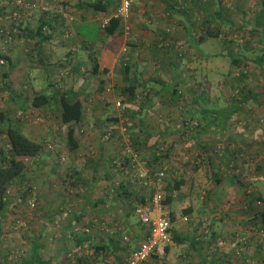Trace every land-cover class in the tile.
Segmentation results:
<instances>
[{"label":"crops","instance_id":"1","mask_svg":"<svg viewBox=\"0 0 264 264\" xmlns=\"http://www.w3.org/2000/svg\"><path fill=\"white\" fill-rule=\"evenodd\" d=\"M89 1L93 0H64L72 16L70 22L60 19L53 9L48 14L35 10L37 24L33 27L27 25L33 20L26 22L19 37L20 42L26 38L32 41L35 50L23 54L15 40L6 45L3 55L8 61L0 79L4 108L10 111L18 105L25 110L26 119L19 121L23 131L53 144L51 148L43 146L39 155L29 159L24 172L36 168L40 197L39 222L29 237V246L36 239L39 257L47 264H123L128 252L145 237L147 227L134 206L147 198L146 186L131 181L115 163L121 150L120 136L115 134L119 118L107 111L108 101L119 94L126 97L124 87L133 83L134 94L126 97L124 107L131 114L128 128L133 147L140 157L150 160L151 169H156L153 165L163 166L166 176L162 183L157 180L164 174L155 183L164 193L173 179H181L165 203L171 220L164 253L152 254L144 264H264V233L260 232L264 224L259 213V219H253L254 199L244 191L252 182L253 194L264 199L261 162L255 178L248 179L253 152L260 158L264 152V127L257 122L264 115V93L238 102L240 87L228 97L222 80L218 83L213 77L208 79L204 70L200 72V66H207V61L222 54L220 34L230 31L235 52L239 50L237 42H245L244 49L251 53L253 48L258 50L244 60L237 58L243 64H233L232 77L258 76L260 84L247 89L260 91L264 73L256 60L264 56V27L245 22L244 14L263 11L264 2L132 0L124 32L127 50L115 53L109 65L99 52L111 35L103 32L100 21L118 0H96L107 5L105 10L93 9ZM10 6L7 0H0V21L7 20ZM224 7H228L231 20L222 28ZM41 21L42 32L36 34ZM122 24L124 27L125 22ZM71 25L73 35L61 38L62 29ZM99 56L109 69L92 74L89 71ZM29 58L35 69L44 71L46 85L55 88L52 93L65 92L81 99L83 116L79 120H60L57 95L39 106L31 99L27 101L26 96L14 105L8 75L17 61L29 63ZM66 66L70 69L67 75H59ZM23 76L36 78L37 73L30 70ZM62 82L61 90L56 89ZM104 85L108 87L104 89ZM145 87L149 97L135 104L139 90ZM34 89L35 94L38 88ZM10 114L0 111L4 139V123L13 121ZM107 126L113 127V134H104ZM69 128L73 130L72 147L68 144ZM156 156L162 163L157 164ZM11 204L9 199L0 220ZM255 221L259 227L253 231ZM174 234L184 239L178 242Z\"/></svg>","mask_w":264,"mask_h":264},{"label":"rangeland","instance_id":"2","mask_svg":"<svg viewBox=\"0 0 264 264\" xmlns=\"http://www.w3.org/2000/svg\"><path fill=\"white\" fill-rule=\"evenodd\" d=\"M66 5V4H65ZM67 8V6H66ZM36 11H34L33 15H35ZM229 9L228 7H224L221 8V14H220V24L221 27L223 28L225 25L229 24V20H231V18H229ZM129 18V17H128ZM241 20H244L245 22H249L253 25L255 24H259L260 26L264 27V10L257 12L255 15H252L250 10L246 12V14H244V18L240 17ZM36 16H34L33 18V22L28 23L27 25H34L37 24V22L35 21ZM25 23L22 26V30L21 32L26 28ZM71 30H72V25L70 26ZM19 35H17L14 40L11 42L12 44L15 42V40H17L15 46H20V51L21 53H30L31 51H34V46H33V42L32 41H28L27 38L24 41H19V37L23 35V33H21ZM224 33L226 34H220L219 40H220V46H219V51L222 52V54H218L215 55V57L211 58L209 61H207L206 65L207 66H200V72H202V70H204V73H207V77L210 80H213L212 77L214 78V80L216 79V82L218 81V83L220 82V80H222V85H226L227 87H225V89L228 90V93L225 94L228 97L231 96L232 92H235V87H251L252 84L253 85H259L260 81H262L260 79V77L256 76L253 79H249V78H234L232 77V69L234 67V65L231 63L232 58L236 57L238 59H243L246 56H251L252 53L253 54H257L258 50L253 48L252 49V53L251 50L248 49H244L246 44L245 42L241 43V42H237V48L239 49L238 51H234V47H233V43H231L229 40H231V36H230V31H224ZM73 35V32L71 33V36ZM61 36V33H60ZM69 38V37H68ZM22 40V39H21ZM218 42V40H215ZM216 42V43H217ZM11 45V44H10ZM6 50V45H2L0 44V79H1V70L4 69V66H6L5 64L8 62L7 58L3 55L4 51ZM33 59L29 58V63L26 62V60L22 61H17V63L13 66L11 73L8 75V81L11 82L12 85V89H13V93H12V99L14 101V105L19 103L22 98H24L26 96L27 101L30 100L32 98V95L34 94V87L38 88L36 89L37 91H39V88L41 90H45L48 92H53L55 90L54 87H52L51 85H49L47 83L46 85V78L44 75V71L41 70H37L35 69V65L32 63ZM244 62V61H243ZM240 64H243L240 62ZM29 65V66H27ZM68 66V63H67ZM63 67L61 68V72H59V75H63L66 76L68 71H70L69 67ZM243 67V66H242ZM232 68V69H231ZM30 70L33 71V73L36 71L37 76L36 78L34 77H25L23 76L24 74H27L30 72ZM220 73V74H219ZM242 73H240L239 75H241ZM220 76V77H219ZM201 78V77H200ZM97 81H99V78H96ZM251 80V81H250ZM96 81V82H97ZM31 82H33V88H32V84ZM30 83V86H28V84ZM218 83H216L215 85H217ZM65 85V82L59 83L57 84L56 89L61 90L62 86ZM47 86H50V89H47ZM108 87V85H104V89L105 87ZM110 91V90H109ZM144 91H146V93H144ZM27 93V94H25ZM239 93V92H238ZM117 96V94H115ZM121 95V94H119ZM118 95L117 99L120 98V96ZM221 96H223L221 94ZM149 97V91L147 89V87L145 88H141L138 92V96L137 98H135L134 102L135 104H138L144 100H146ZM125 99H123L121 106H116L115 105V100L112 101H108L107 103L109 104V108L107 109V111L109 112V115H113L114 117H118V121H119V125H120V119L122 118H126L125 123L127 125V133L130 135L131 137V130L130 128H128L129 126V120H130V115L128 113L125 112V106H127L128 100L126 99V97H124ZM3 93H0V111L1 112H6L7 111V115L10 114V117L13 121H20V120H24L26 119V117H24L25 114V110L21 111L18 108V105L14 108H12L10 111H8L7 109L4 108L3 105ZM219 100V98L217 99ZM139 101V102H138ZM222 101V100H221ZM131 103H133V101H130ZM129 116V118H128ZM30 117L36 119V116H34L33 114L30 115ZM257 122L259 123V126L264 127V115L260 116L257 119ZM118 125V127H119ZM118 127L115 130V134L120 135L118 132ZM102 131V129H101ZM104 132V131H103ZM114 129L113 127H111V134H113ZM264 138H261V141H263ZM6 140L3 137L2 132H0V147L5 145ZM260 145V143H259ZM262 146H264V142H262ZM139 151V150H138ZM256 152H253L252 157L250 158L251 160V170H249V172L251 173L250 175H248V179L251 181L253 178H255L256 173H258V169H257V165L258 163H262L264 165V152L262 153V157L260 158L259 156H256ZM161 163V162H160ZM32 163L30 164L31 166H33ZM159 164V162L157 163ZM153 167H155L156 169H152V171H159V170H164L163 166L159 165H153ZM152 167V168H153ZM36 168L32 167V171H29L28 173H24L23 177L21 179H15L9 186V199L11 201V206L9 209V212L5 215V217L3 218V220H0V243L2 244V249L4 252L7 253L8 255V259L13 263V264H17V261L24 256V254L26 253V251L29 248V240H30V235H32L34 233V229L36 228V226L38 225V205L40 204V200H39V189H38V177L36 175ZM166 176V173L157 181L162 183L163 181V177ZM250 185H245V187L248 188V190H244L247 193H251L253 194L254 192L252 190H254V186L252 185V182H249ZM156 184V183H155ZM257 186V184H256ZM155 188H159L157 186V184L154 186ZM154 187H146L145 190L152 192V190H154ZM252 188V190H251ZM162 190V189H161ZM163 191V190H162ZM256 195V194H255ZM32 196H36L37 198V204L36 207L34 209L30 208L28 205V200L32 197ZM253 200V198H252ZM135 207V206H134ZM264 208V201L262 200H255L254 201V205L252 208V214L255 215L253 216V219H259V214L261 212V210ZM135 212V210H134ZM259 213V214H258ZM24 219L26 220V226H20L18 224V221ZM256 225H253V231L256 230L257 226L259 227V222L257 223L255 221ZM261 234L264 233V228L262 230H260ZM126 239H124V246H126ZM264 242V239H263ZM264 246V245H263Z\"/></svg>","mask_w":264,"mask_h":264},{"label":"built area","instance_id":"3","mask_svg":"<svg viewBox=\"0 0 264 264\" xmlns=\"http://www.w3.org/2000/svg\"><path fill=\"white\" fill-rule=\"evenodd\" d=\"M11 4L7 20L0 21V44L9 45L20 34L24 23L33 20L35 10L48 14L53 9L60 19L70 22L72 16L68 13L64 0H7ZM132 0H118L112 11L101 21V27L105 26L110 18H118L125 22L124 30L127 31L126 20L130 15ZM61 22V21H60ZM71 27L65 26L61 31V38L71 36ZM127 47H122L126 52ZM124 96L115 101L116 106H121ZM126 118L120 119L118 132L120 136L121 150L115 158V163L120 165L124 174L146 187H154L156 176L161 177L163 170L152 172L147 159L139 156V151L133 147L132 138L127 133ZM104 134H111V127L107 126ZM133 179V180H132ZM155 188V187H154ZM147 198L137 201L134 210L139 220L147 227L146 235L141 242L133 247L123 264H144L149 257L156 253H164V245L169 240L170 219L164 202V191L155 188L152 192H146ZM37 204L36 196L28 200L30 208L34 209ZM20 226H26V220L18 221ZM125 238V237H124ZM241 249H237L239 254Z\"/></svg>","mask_w":264,"mask_h":264},{"label":"trees","instance_id":"4","mask_svg":"<svg viewBox=\"0 0 264 264\" xmlns=\"http://www.w3.org/2000/svg\"><path fill=\"white\" fill-rule=\"evenodd\" d=\"M264 2V0H262ZM88 5L91 6L95 10H105L107 8L106 4H100V1H89ZM44 21L39 22L38 26L35 28V33L42 32ZM103 32L108 35H111L110 41L100 49L99 55H104L105 59H108V64L110 65L114 54L119 52L120 49L122 51V47L125 44L124 37V27L122 22L118 18H110L108 23L102 27ZM22 30V29H21ZM33 32V31H32ZM29 33L31 36H34L33 33ZM36 33V34H37ZM100 56L96 57L93 61L92 67L89 72L92 74H97L101 71H107L109 68L106 65L101 64ZM238 59L236 57L232 58V64H238ZM256 64L259 68H261L264 73V56H258L256 60ZM125 66L128 64H124ZM243 79V75L241 76ZM128 87V88H127ZM134 85L133 83L126 85L124 87V93L126 97L134 94ZM129 89V90H128ZM245 89L247 92H245ZM240 95L236 97L238 98V102L241 100H245L247 97L255 96L258 93H264V83L261 85L260 91H248L247 87L240 88ZM59 98L61 103L60 110V120L62 122H70L77 121L83 116V105L80 98L76 96L67 95L65 92L56 91L45 92V91H37L30 102L35 105H43L49 101L52 97ZM3 133L5 134V145L0 147V214H3L8 208V200H9V186L15 179H21L22 175L25 172L27 162L29 159H32L40 154L43 146L52 147L51 141H47V139L37 140L30 137L27 133H25L22 129L21 123L18 121H7L4 123ZM68 144L72 147L74 144L73 130L71 128L68 129ZM136 148V147H135ZM137 149V148H136ZM166 150V149H164ZM161 152H164L161 150ZM148 165L150 168V160L147 159ZM152 161V160H151ZM155 161L162 163V158L156 156ZM150 170H152L150 168ZM159 178L156 176L155 180ZM174 183L166 187V192L164 193V202L167 203L170 199V192L173 187H177L181 179H173ZM132 191V190H131ZM130 191V192H131ZM127 192V188L124 190ZM135 193V191H132ZM131 192V193H132ZM129 194V193H128ZM127 194V195H128ZM136 194V193H135ZM143 197V196H142ZM251 197L254 201L262 200L263 197L260 195L252 194ZM134 199V198H133ZM142 199V198H141ZM261 222L264 224V208L260 212ZM169 216V214H168ZM171 220V217L169 216ZM173 239L181 242L184 238L180 235L174 234ZM119 241V240H118ZM40 248V244L34 239L30 244L28 250L18 261L17 264H47V261L42 260L39 257L38 251ZM0 264H13L9 259L6 252L2 249V244L0 243Z\"/></svg>","mask_w":264,"mask_h":264}]
</instances>
